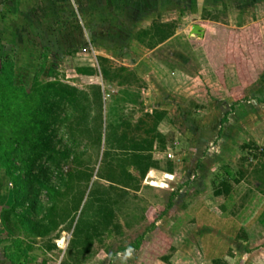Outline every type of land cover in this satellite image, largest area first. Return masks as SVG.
<instances>
[{
  "label": "rangeland",
  "instance_id": "rangeland-1",
  "mask_svg": "<svg viewBox=\"0 0 264 264\" xmlns=\"http://www.w3.org/2000/svg\"><path fill=\"white\" fill-rule=\"evenodd\" d=\"M194 25L205 29L203 38L189 37ZM5 61L14 62L15 85L43 108L25 146L12 153L13 166L0 160V264H139L141 250L155 253L144 256L148 264L178 251L180 264H204V248L214 244L223 258L240 254L222 264L264 261V0H0V69ZM53 83L82 93L78 110L45 90ZM122 83L139 95L128 116L168 115L160 126L166 151L154 157L162 173L172 162L176 178L158 175L155 188L143 181L139 193L122 192L132 181L119 154L102 156L117 133L109 107ZM84 109L88 119L79 121ZM98 134L103 139L94 143ZM78 162L94 178L74 221L52 229L49 192L66 190ZM23 182L35 183L33 207L23 203ZM226 183L231 215L256 219L238 234L248 238L245 246L221 234L218 216L196 217L199 205L216 211L224 203L216 196ZM172 194L179 196L174 204ZM109 209L113 227L100 216ZM204 232L210 237L201 241Z\"/></svg>",
  "mask_w": 264,
  "mask_h": 264
},
{
  "label": "trees",
  "instance_id": "trees-1",
  "mask_svg": "<svg viewBox=\"0 0 264 264\" xmlns=\"http://www.w3.org/2000/svg\"><path fill=\"white\" fill-rule=\"evenodd\" d=\"M166 25L162 24L160 28H165ZM171 28L174 29L173 26ZM171 33L169 32L168 35L162 36L160 38V42L164 43L171 37ZM79 72L94 74L93 70L91 69H81ZM15 69H14V62L12 61H5L2 63L0 69V160L6 159L7 164H11L13 166V160L11 161L12 153H18L19 149L25 146L26 136H28V128L34 127L33 125H39L38 121L40 115V111H42L41 104L38 105L36 108L32 105V99L30 101L29 95L25 94L24 90L18 88L15 85L14 77H15ZM107 76V72H104ZM46 91H55V94L60 98L67 99L72 105H75V109L78 110L79 107V96L82 95L77 89L67 86L61 85L57 83H53L45 87ZM98 91H100V87H98ZM101 92V91H100ZM84 96V95H83ZM85 99V98H83ZM26 100L28 101L26 103ZM66 100V101H67ZM47 99L44 98L43 106L46 108L47 106ZM82 113V118L80 120L87 121L88 115L85 112V109ZM163 117L162 114L155 115L152 117L146 118V122L142 121V126L137 128L136 130H141L142 133L148 135L149 139L143 141V143H137L134 141L131 143L132 148L131 153H127L129 151H124L129 159H131L136 166H140L144 163L145 157L143 156L144 152L151 151L152 145L154 144L155 132H156V124L157 120ZM157 118V119H156ZM147 120L153 121L152 124H149ZM97 131V129H96ZM127 131H130L129 126L127 125L126 131L124 135L126 136ZM86 132H90V130H86ZM99 133V130L97 131ZM96 133V134H97ZM129 133V132H128ZM20 140H24V142H19ZM18 141V143H17ZM102 141L101 134L94 139V143ZM117 150H120L119 156L116 158L117 164L122 166V133L119 135V140H117ZM134 143V144H133ZM16 144V145H15ZM123 148H128L124 147ZM129 150V149H126ZM107 155V151L104 153V157ZM125 160V159H124ZM81 163L78 162V170L72 171L67 175V186L64 192L60 190H53L50 191V197L52 201V205L48 211V223L52 229H56L61 225H64L67 222H73L75 215L78 213L80 206L83 203L85 194L90 187V183L94 177V171L91 170L89 167L81 168ZM109 166H113L109 163ZM147 167L145 170H147ZM146 172V171H145ZM145 172L142 173V177L145 176ZM19 178V177H18ZM17 182V179H16ZM234 183H239V180H234ZM24 189V202H29L31 206L36 205L35 196L29 197L32 194V189L35 187V183L26 184L23 182ZM43 187L42 185H38L39 188ZM223 190H219L217 195H224L230 196L232 193V186L229 183L222 185ZM20 189H15L13 191L14 200L18 203V197L21 191ZM37 191V193H39ZM65 202V203H64ZM71 203H75L71 205ZM107 210V208H106ZM104 211L100 213V216L106 226H114V219L115 214L113 210L109 209L108 211ZM106 212V213H105ZM25 220L26 227L33 229L34 226L28 219ZM260 222L264 225V211L259 217ZM97 229V227H96ZM76 231H74L73 236L75 235ZM97 236L99 234V230L97 229L96 233ZM93 240H91L92 243ZM89 243L90 245H92Z\"/></svg>",
  "mask_w": 264,
  "mask_h": 264
},
{
  "label": "crops",
  "instance_id": "crops-1",
  "mask_svg": "<svg viewBox=\"0 0 264 264\" xmlns=\"http://www.w3.org/2000/svg\"><path fill=\"white\" fill-rule=\"evenodd\" d=\"M131 89H132V87H127V83H122V91L120 92V96L115 97L114 103L111 104V106L109 107V112H110L109 114L111 117V121L114 122V124L112 125V128L114 130H116L117 133L113 132L115 139L113 140V138H112V142L109 143L110 144L109 149L105 150V151H107V153L109 152L112 154H114V153L120 154V150H117L118 149L117 148V143H118L117 140H119V135H121V133H122V161L124 162L125 167L127 169V172H128L127 176L132 181V184L122 183V192L126 193V192L133 190V191H135V193L136 192L139 193V191H141V184L143 183V181H145V183L147 182V184H149V186L155 188V187L161 186V184H159L157 182V180L154 179L158 175H163V177H168V179H171V180H174L176 177L174 175L175 168L173 167L172 162L168 163V168H169L168 171L169 172L162 173L159 170L161 165H160V163H158V161L154 157V155L156 153H163L166 151V147H165V144H166L165 141L166 140L164 139L165 138L164 135L160 132V126L167 119L168 115L164 111H159L157 109H154V110H150V111L146 110V112H144V113L142 112V114L140 115L139 118L134 117L135 118L134 119L132 116L133 114L128 116L126 114V112H127L126 108L130 107V109H131L132 107H136L139 103V99H138L139 95H136V93H134ZM142 94L143 93L141 92V95ZM121 103H122V114L120 113ZM159 114H162L163 117L161 118V120L160 119L157 120L156 132H155V138L156 139L154 140V144L152 145L151 151L143 153V156L146 159H145L144 163L138 167L134 164V162L131 159H129L127 157V155H130V154L124 155V151H129L127 153H131V151H133V150H131L132 148H130V146L132 145L131 143L133 141H134V143L135 142L143 143V141H145V140L147 141L149 139L147 134L142 133L141 130H136V129L139 128L140 126H142V121L146 122V118L152 117L155 115H159ZM105 115H106V113H105V108H104V117H103L104 122H105ZM147 122H149V124L153 123V121H151V120H149V121L147 120ZM127 125L129 126L130 131H127V134L125 136L124 132L126 131ZM104 137H105V135H104ZM102 139H103V137H102ZM106 142H108V140L105 138L104 141L102 142V145L106 144ZM123 146L128 147V148H123ZM111 147H116V148L113 149ZM126 149H129V150H126ZM105 151L103 152V155H102L103 159L105 158L104 157ZM169 157H170V155H169ZM173 157L172 158L170 157V158L173 159ZM147 167H149V168L147 170H145ZM130 169L134 170L135 173L133 174L132 171H130ZM144 172H145V176L142 177V173H144ZM145 178H146V180H144ZM148 181H151V182L148 183ZM152 183H153V185H152ZM233 188H234V186H233ZM179 193H181V191H179ZM263 193H264V191H263ZM263 193H262V195H264ZM178 197H179L178 195L172 194L171 204H174ZM216 199H218V200L222 199V200H224V203L222 205H220V207H217L216 211H211L210 206L207 204L199 205L197 207L196 217L197 216L198 217H203V216L208 217L209 216L211 218V217L218 216V224H223V227L220 226L221 234H224L226 237L230 238L231 240H234V243L239 244V246L240 245L241 246L247 245L249 243L248 238H246L245 236H244V238L239 237L238 234L241 230H244L243 224L248 223L249 222L248 220H250V219L253 221L256 220L255 217L253 216V212L250 215L252 217L249 219L250 216H248L245 220L241 219V214L236 213L235 216L231 215V212L229 209V203L234 204L233 191L230 194V196L219 195V196H216ZM254 201H255V196H253L249 199L248 204L246 205V208L250 207V205L253 204ZM262 208L263 209H262L260 215L264 211V204L262 205ZM229 218H232V219H229ZM195 220H198V219H195ZM195 222H196L195 224L201 225L200 221H195ZM209 223L210 222H208V224ZM258 223H260V222H258ZM224 225L230 226V229L224 230L223 229L225 227ZM231 228H232V231H230ZM263 228H264V226H263ZM169 230L170 229H168L165 232V234L169 235V233H170ZM210 231L211 230H205L206 233L211 234ZM205 232L203 233L204 235L203 236L201 235V237H200L201 241H205L207 238L210 237V235L209 234L206 235ZM224 237H220V240H223ZM173 238H175V237H173ZM219 246H216L215 244H214V246H211V247L207 246L204 248L205 252L201 249L204 252V256H206V260H204V264H222L223 260L225 262V259L227 257L223 258L225 252H224L223 248L221 246L220 247ZM232 248H234V247L231 246V249ZM130 251H132L134 253L137 250L132 249ZM198 252H199V250H198ZM125 254L129 255L128 250H126ZM153 254H155L153 251H148V250L138 251L137 255H139L140 257H143V258H139V260H138L139 264H148L146 262V260L144 259V256H149V255H153ZM234 254H237V257L240 255L239 253H236V252H234ZM244 254L245 255H241V257L247 256L248 255L247 251H245ZM179 255H181V251H178L177 254H170V256H171L170 258H168V255H164V256L160 255L163 258H156V260H154L153 262H151L149 264H180V262L178 260ZM237 257L234 259L238 260ZM124 259L127 260L126 258H124ZM229 259H231V261L232 260L234 261L233 258L228 257L227 262H229ZM239 264H241V262ZM244 264H251L250 260H249V262H247V260H246V262ZM260 264H264V261L261 262Z\"/></svg>",
  "mask_w": 264,
  "mask_h": 264
},
{
  "label": "water",
  "instance_id": "water-1",
  "mask_svg": "<svg viewBox=\"0 0 264 264\" xmlns=\"http://www.w3.org/2000/svg\"><path fill=\"white\" fill-rule=\"evenodd\" d=\"M205 35V29L199 25H194L192 26L191 28V31H190V34H189V37H200V38H203ZM65 243V240H61L59 242V245L62 246L63 244Z\"/></svg>",
  "mask_w": 264,
  "mask_h": 264
},
{
  "label": "bare ground",
  "instance_id": "bare-ground-1",
  "mask_svg": "<svg viewBox=\"0 0 264 264\" xmlns=\"http://www.w3.org/2000/svg\"><path fill=\"white\" fill-rule=\"evenodd\" d=\"M64 245V244H63Z\"/></svg>",
  "mask_w": 264,
  "mask_h": 264
}]
</instances>
